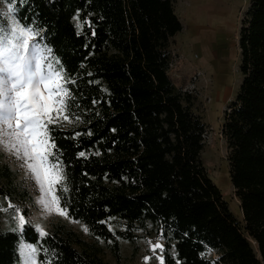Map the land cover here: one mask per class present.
<instances>
[{
    "label": "trees",
    "instance_id": "16d2710c",
    "mask_svg": "<svg viewBox=\"0 0 264 264\" xmlns=\"http://www.w3.org/2000/svg\"><path fill=\"white\" fill-rule=\"evenodd\" d=\"M16 1L63 69L68 122L46 133L60 206L90 241L62 221L44 236L24 222L0 229V264L19 263L22 241L39 264H107L104 249L119 260L120 240L134 244L139 231L164 241L163 264H264V0H250L242 19V78L222 124L242 222L203 163L197 98L169 74L182 29L175 0ZM17 177L0 162V198L24 207L31 192Z\"/></svg>",
    "mask_w": 264,
    "mask_h": 264
},
{
    "label": "rangeland",
    "instance_id": "374dc122",
    "mask_svg": "<svg viewBox=\"0 0 264 264\" xmlns=\"http://www.w3.org/2000/svg\"><path fill=\"white\" fill-rule=\"evenodd\" d=\"M249 1L175 0L182 29L171 39L169 69L175 85L197 98L194 110L206 124L203 163L240 222L222 124L242 78L238 39ZM18 6L16 0H0V162L17 173L32 198L24 207L0 198V229L15 225L21 230L29 222L44 236L52 223L62 221L90 241L86 227L69 219L60 206L57 189L63 187V175L59 163L50 158L53 145L46 133L48 123L68 122L63 69L40 32L18 19ZM18 251V264H39L31 243L22 241ZM163 252L164 241L155 232L139 231L134 244L120 240L119 260L108 248L103 257L107 264H163ZM207 255L217 257L212 251Z\"/></svg>",
    "mask_w": 264,
    "mask_h": 264
}]
</instances>
